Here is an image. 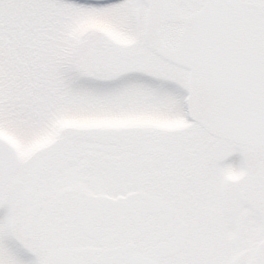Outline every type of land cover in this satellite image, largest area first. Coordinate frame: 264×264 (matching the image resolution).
Wrapping results in <instances>:
<instances>
[{"label":"snow or ice","instance_id":"snow-or-ice-1","mask_svg":"<svg viewBox=\"0 0 264 264\" xmlns=\"http://www.w3.org/2000/svg\"><path fill=\"white\" fill-rule=\"evenodd\" d=\"M0 209V264H264V0H0Z\"/></svg>","mask_w":264,"mask_h":264},{"label":"rangeland","instance_id":"rangeland-1","mask_svg":"<svg viewBox=\"0 0 264 264\" xmlns=\"http://www.w3.org/2000/svg\"><path fill=\"white\" fill-rule=\"evenodd\" d=\"M236 160H238V159H236ZM5 213H6V209H0V217L5 215ZM27 253L28 252L26 250L21 252V256H22V258L24 260L30 261V260H34L35 259V257L31 253H29L28 255H27Z\"/></svg>","mask_w":264,"mask_h":264},{"label":"flooded vegetation","instance_id":"flooded-vegetation-1","mask_svg":"<svg viewBox=\"0 0 264 264\" xmlns=\"http://www.w3.org/2000/svg\"><path fill=\"white\" fill-rule=\"evenodd\" d=\"M233 159H239V157L237 156V157H233Z\"/></svg>","mask_w":264,"mask_h":264},{"label":"trees","instance_id":"trees-1","mask_svg":"<svg viewBox=\"0 0 264 264\" xmlns=\"http://www.w3.org/2000/svg\"><path fill=\"white\" fill-rule=\"evenodd\" d=\"M29 253H27V255H28Z\"/></svg>","mask_w":264,"mask_h":264}]
</instances>
